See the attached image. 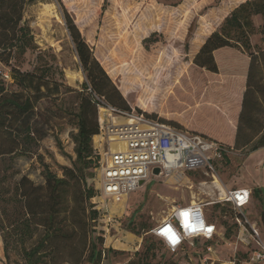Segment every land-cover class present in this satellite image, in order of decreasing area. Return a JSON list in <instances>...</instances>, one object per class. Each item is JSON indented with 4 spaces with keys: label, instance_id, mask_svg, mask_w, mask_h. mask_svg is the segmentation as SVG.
I'll use <instances>...</instances> for the list:
<instances>
[{
    "label": "trees",
    "instance_id": "1",
    "mask_svg": "<svg viewBox=\"0 0 264 264\" xmlns=\"http://www.w3.org/2000/svg\"><path fill=\"white\" fill-rule=\"evenodd\" d=\"M37 1L40 0H0V66L9 68L8 73L0 70V161L8 160L9 166L30 153L31 148L48 134L46 115L40 107L43 101H57L60 96L59 82L49 77V71L44 67L30 71L14 64V60L34 47L24 9L28 3ZM57 1L87 76L80 90L67 87L77 99V106L72 111L77 130L72 135L76 158L72 167H62L63 176L45 164L44 184H36L28 175H21L16 179L13 194L7 195L0 189V235L5 264H83L84 261L102 264L109 253L122 252L104 247V237L96 235L101 209L95 199L100 190L89 183L92 168L96 169L99 178V156L94 137L99 134L100 123L94 94L118 108L134 109L214 141L220 145L224 156L231 148L253 145L251 150L255 151L264 147V48L251 41V36L258 30L255 16L263 19L259 31L264 35V0L241 2L215 30L199 40L194 47L192 64L203 71L207 79L196 85L195 96L199 100L192 97L191 88L185 90L176 86L175 94H164L168 97L165 104L160 105V108L163 106L160 115L152 113L142 103H139V109L128 103L127 93L113 80L94 43L87 38L68 7L72 0ZM107 3L108 0H104L102 11ZM157 42L156 31L143 39L147 48L149 43ZM8 80L17 89H9ZM176 95L187 102L179 104ZM164 97L160 98L163 100ZM180 112L182 115L177 116ZM18 174L20 172L15 171L13 175ZM263 192L264 188L257 187L252 197L263 199ZM225 204L232 209L235 226L239 228L237 219L243 220V214L230 203ZM219 206L217 203L216 208ZM223 225L226 235L230 236L232 227L226 221ZM141 229L152 230L149 225H141ZM133 232L138 236L143 234L136 227ZM11 240L19 245L23 261L12 260ZM156 251V243L148 241L127 264H180L155 260Z\"/></svg>",
    "mask_w": 264,
    "mask_h": 264
},
{
    "label": "rangeland",
    "instance_id": "2",
    "mask_svg": "<svg viewBox=\"0 0 264 264\" xmlns=\"http://www.w3.org/2000/svg\"><path fill=\"white\" fill-rule=\"evenodd\" d=\"M243 1L108 0L105 11H102L104 0H72L68 2V7L87 38L94 43L113 80L127 93L125 98L128 103L138 109V105L141 107L139 103H142L149 111L160 115L163 108L160 105H164L168 97L164 94H175L176 86L185 90L191 88L192 97L196 98V85L206 78L203 71L192 64L194 47ZM24 19L31 28L35 44L14 60V64L30 71L35 67H44L49 71V77L59 82L60 96L57 101H43L40 107L48 123L45 138L33 146L30 153L17 158L13 165L9 166L8 160L0 161V189L7 195L14 193L16 179L21 175H28L36 184H44L45 164L59 176H63V166L72 167L76 158L72 135L77 131L72 111L77 106V99L67 87L80 90L87 81L57 0L28 3ZM253 19L258 30L251 36V41L264 48V35L259 31L263 19L259 15ZM154 31L159 42L149 43L147 48L143 39ZM186 46H189L187 51ZM0 70L2 73L9 72V68L3 65ZM7 85L9 89H17L10 80ZM175 98L179 104L187 102L178 95ZM252 147L231 148L225 152L223 159L216 161L217 177L225 190L242 187L254 192L257 187L264 188V147L255 151L251 150ZM15 171L20 174L14 176ZM91 172L89 183L95 188L100 187L96 169L92 168ZM222 193L214 184L213 177L203 171H190L183 176L153 175L118 204L100 193L95 199L101 209L96 235L104 237V247L122 251L109 253L102 264H127L134 258L135 252L142 250L144 244L151 240L157 245L155 260L202 264V258L209 254L207 247L212 245L217 251L213 256L222 261L237 260L238 263L248 264L251 246H244L239 240V228L235 226L232 209L219 201ZM192 201L206 204L208 218L218 225L219 234L215 239H195L184 250L172 252L150 231L141 229V225H149L153 229L175 207ZM217 203H220L218 208ZM9 208L14 212L13 206ZM243 211L249 221L256 224L264 239V192L263 199L253 196L249 207ZM225 221L232 227L230 236L226 235ZM133 227L143 231L142 236L136 235ZM10 249L13 261H23L20 247L13 240ZM5 261L0 235V264H5ZM83 264L92 263L84 261Z\"/></svg>",
    "mask_w": 264,
    "mask_h": 264
},
{
    "label": "built area",
    "instance_id": "3",
    "mask_svg": "<svg viewBox=\"0 0 264 264\" xmlns=\"http://www.w3.org/2000/svg\"><path fill=\"white\" fill-rule=\"evenodd\" d=\"M93 101L99 109L100 131L94 143L99 156V190L104 198L118 204L153 175L183 176L190 171H203L216 180L215 161L224 157L218 143L147 117L134 109L118 108L96 94ZM156 168L160 169L159 174H155ZM251 197V189L233 188L223 191L219 201L230 203L244 216L243 220L237 219L238 237L245 242L241 232L248 233L247 245L251 246V251L247 263L264 264V239L243 211ZM205 207V203L196 201L179 205L150 232L172 252L184 249L195 239L213 240L218 227L207 218ZM184 212L188 213V222L197 225L195 230L185 227ZM209 228L212 231L209 232ZM165 229H171V232L165 235ZM207 251L212 253L213 247L208 246ZM202 264L217 263L203 257ZM224 264H238V261L230 260Z\"/></svg>",
    "mask_w": 264,
    "mask_h": 264
},
{
    "label": "crops",
    "instance_id": "4",
    "mask_svg": "<svg viewBox=\"0 0 264 264\" xmlns=\"http://www.w3.org/2000/svg\"><path fill=\"white\" fill-rule=\"evenodd\" d=\"M238 188H242V187H238ZM230 189H233V188H230ZM223 192V191H222ZM222 195H223V193H222ZM251 199H252V197H251ZM251 202V201H250ZM190 204V203H189ZM185 205H188V204H185ZM249 205H250V203L247 205V206H245L244 207V209H247L248 207H249ZM176 208V207H175ZM174 208V209H175ZM205 211H206V209H205ZM206 215H207V213H206ZM207 218H208V216H207ZM160 222V221H159ZM255 226H256V224H254ZM241 232V231H240ZM219 234V229H218V233H217V235ZM216 235V236H217ZM241 237H243L244 238V240H245V242L244 241H242L241 239H239L240 241H241V243L244 245V246H247V247H249V245H247V241H249V238H248V233L247 232H245V231H242L241 232ZM209 241V240H208ZM211 241V240H210ZM212 246V245H211ZM213 247V246H212ZM252 247H253V245H252ZM185 249V248H184ZM184 249H180V250H184ZM179 250V251H180ZM217 251H215L214 249H213V252L212 253H209V254H207V256H205V257H208V258H211V259H214L216 262H218V263H221V264H224L225 262H229V261H222L219 257H216V256H213V255H215V253H216ZM238 264H241V263H238Z\"/></svg>",
    "mask_w": 264,
    "mask_h": 264
},
{
    "label": "clouds",
    "instance_id": "5",
    "mask_svg": "<svg viewBox=\"0 0 264 264\" xmlns=\"http://www.w3.org/2000/svg\"><path fill=\"white\" fill-rule=\"evenodd\" d=\"M184 213H187V212H184ZM183 216H184V225H185V227L189 228V229H192V230H195L197 225L196 224H190L188 222V215H183ZM165 230H167V229H165ZM188 235H191V233H188Z\"/></svg>",
    "mask_w": 264,
    "mask_h": 264
},
{
    "label": "bare ground",
    "instance_id": "6",
    "mask_svg": "<svg viewBox=\"0 0 264 264\" xmlns=\"http://www.w3.org/2000/svg\"><path fill=\"white\" fill-rule=\"evenodd\" d=\"M214 184L219 187L222 191H225V188L223 187L221 181L216 177V180L214 181Z\"/></svg>",
    "mask_w": 264,
    "mask_h": 264
},
{
    "label": "snow or ice",
    "instance_id": "7",
    "mask_svg": "<svg viewBox=\"0 0 264 264\" xmlns=\"http://www.w3.org/2000/svg\"><path fill=\"white\" fill-rule=\"evenodd\" d=\"M241 202H243V201H241ZM182 215H188V214H187V213H182ZM208 231L210 232V231H212V229L209 228ZM170 232H171V229H167V230H165V235H167V234L170 233ZM175 242H176L175 239H173V243H175Z\"/></svg>",
    "mask_w": 264,
    "mask_h": 264
},
{
    "label": "water",
    "instance_id": "8",
    "mask_svg": "<svg viewBox=\"0 0 264 264\" xmlns=\"http://www.w3.org/2000/svg\"><path fill=\"white\" fill-rule=\"evenodd\" d=\"M159 172H160V169H159V168H156V169H155V174H159ZM141 184H143V181H142Z\"/></svg>",
    "mask_w": 264,
    "mask_h": 264
}]
</instances>
